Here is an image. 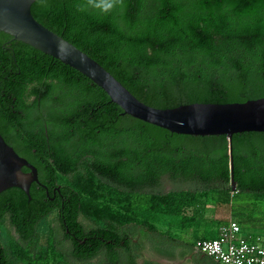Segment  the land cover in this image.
<instances>
[{"label":"trees","instance_id":"1","mask_svg":"<svg viewBox=\"0 0 264 264\" xmlns=\"http://www.w3.org/2000/svg\"><path fill=\"white\" fill-rule=\"evenodd\" d=\"M109 2L113 7L105 10ZM31 12L146 105L170 109L264 97V0H37ZM0 134L36 167L39 180L30 186V199L19 188L0 193V228L9 217L17 234L29 241L35 225L52 210L33 206L48 199L45 189L52 194L61 185L63 230L84 241H73L74 257L84 264L99 254L108 264H119L122 255L127 264H136L130 236L138 228L162 244L193 249L148 221L135 220L132 195L156 188L164 176L204 187L200 194H149L152 211L181 217L183 225L188 201L214 190L222 191L227 203L233 192L226 135L175 134L123 114L91 80L1 31ZM231 155L232 196L263 197L264 133L234 134ZM80 216L98 226H85ZM104 219L122 229L102 226ZM237 219L241 228L248 224L244 215ZM253 225L264 227V220ZM25 245L13 241L6 248L0 239V264H16L14 258L42 264L43 258ZM205 258L213 263V257Z\"/></svg>","mask_w":264,"mask_h":264},{"label":"water","instance_id":"2","mask_svg":"<svg viewBox=\"0 0 264 264\" xmlns=\"http://www.w3.org/2000/svg\"><path fill=\"white\" fill-rule=\"evenodd\" d=\"M37 0H0V31L51 56L76 70L99 86L119 106L123 114L171 133L190 136L226 135L229 142L230 181L233 180L231 140L243 132L264 133V97L243 103H193L175 108L159 109L144 104L133 96L98 62L41 25L32 15ZM23 167L29 169L24 172ZM39 183L35 166L19 156L0 134V193L19 188L30 199V186Z\"/></svg>","mask_w":264,"mask_h":264},{"label":"rangeland","instance_id":"3","mask_svg":"<svg viewBox=\"0 0 264 264\" xmlns=\"http://www.w3.org/2000/svg\"><path fill=\"white\" fill-rule=\"evenodd\" d=\"M81 169L83 173H87L86 164H83ZM62 182L68 181L67 179L63 178ZM202 190H204L202 184L183 180H173L168 176H164L159 186L156 188L147 189L144 192L145 194L142 195H132V205L134 208L135 220L148 221L155 226L159 233L165 234V236L169 237L170 239L183 241L185 243L187 241L190 243V231L188 230L190 227V217H192L194 220H208L213 225V227H217L218 225H224L230 216H232L235 221H238L236 217L244 215V217L248 219V224L242 226L244 229H249V227L253 226L254 221H258V219L260 221L264 220V196L257 197L247 192H238L233 197V191L229 194L227 203H224L226 196L222 191H205L206 196L199 197L196 201L191 203L188 201L186 204L183 214V217L187 219L186 225H182L181 217L166 215L160 210L152 211L150 209V193L167 194L170 192L172 193L179 191H198L200 194V192H204ZM80 220L87 227L98 226L96 222L85 216H81ZM5 221L6 219L0 228V238L4 247L8 248L10 243L15 241V234L13 229H10ZM49 222L50 219H47L38 227V239L31 240L25 245L28 252H36L35 257L43 258L42 264H51L54 259L57 258L61 260L62 258L59 255H54L53 252L47 251V248H51ZM102 226L107 228H115L118 230L122 229L120 225L108 219H104L102 221ZM244 229H242V232H244ZM148 234H142L139 233V230H136L130 236L134 242L132 245L131 254L136 264H192L190 260V252H184L182 249H177L172 259L162 256L160 251H166V249L155 246L150 241L153 239V237H155V235L151 233ZM199 238L200 237H197V239L195 238L193 240L192 244L194 246L198 241L202 240ZM126 257V255H122L119 264H127ZM13 262H16V264H23L22 262H17L15 258ZM34 263L36 264L35 261L33 264ZM65 263L78 264L74 263L68 256L65 260ZM87 264H108V261L105 255L100 254Z\"/></svg>","mask_w":264,"mask_h":264},{"label":"built area","instance_id":"4","mask_svg":"<svg viewBox=\"0 0 264 264\" xmlns=\"http://www.w3.org/2000/svg\"><path fill=\"white\" fill-rule=\"evenodd\" d=\"M194 247L220 264H264V238L244 235L233 218L219 227L216 238L202 239Z\"/></svg>","mask_w":264,"mask_h":264},{"label":"flooded vegetation","instance_id":"5","mask_svg":"<svg viewBox=\"0 0 264 264\" xmlns=\"http://www.w3.org/2000/svg\"><path fill=\"white\" fill-rule=\"evenodd\" d=\"M45 193H46V196L48 197V199H45V200L40 201V202H36L35 205L33 206L32 210L43 209V208L45 209V208H50V207L52 208V210L48 213V215H46L42 220H40L37 223V225H35V230L33 232L34 234L32 235V237L29 241L24 242L22 237L19 234H17L16 230L12 227V225L10 223L9 217H5V219H6L5 223H7V226L10 229H13L14 234H15V241L17 243H19L20 245H24V244L29 243L31 240L38 239V232H37L38 227L43 222H45V220L50 219V222H49L50 223V232H49L50 233V244L53 247V250L51 247V248H47V251L53 252L54 255H59L62 257L61 260L57 259V258L54 259V261L51 264H66L65 260L67 259V256L69 258H71V260L74 263H78V264L83 263L81 260L75 258L74 254H73V248H74V244H75L74 242H78V241L80 242L79 238H77L76 235H74L73 233H70L68 231H66V233H65V231L63 230V224H65L66 220H65L64 215L62 214L61 210L58 208V205H59V203H61V205H62L61 207H62V209H64V201L62 200L59 202L57 200L59 195L61 194V185L57 186L56 190L52 191V194H50L51 192L49 190H46V189H45ZM80 217H79V220H80ZM138 230H139V233L147 234V232L141 228H138ZM153 239H152L153 241L152 240H150V241L155 246H157L158 248L166 249V251L172 252L173 254H175V251H177V249H182L183 251L187 250L186 248L176 247L175 244H168V243L162 244V243H160V240L156 236L153 237ZM80 243H84V241H81Z\"/></svg>","mask_w":264,"mask_h":264},{"label":"crops","instance_id":"6","mask_svg":"<svg viewBox=\"0 0 264 264\" xmlns=\"http://www.w3.org/2000/svg\"><path fill=\"white\" fill-rule=\"evenodd\" d=\"M230 218H233V217L230 216L229 219ZM236 218H238V217H236ZM190 219H191V217H190ZM227 221H226V223H227ZM186 223H185V225H186ZM219 227H220V225H218L217 227H213V225L208 220H204V219H202V220H190V227L188 228V230L190 231V244L193 246L192 247L193 249L190 250V260H191L192 264H209L208 262H210V261L207 262L205 260L206 255L199 253L195 249V247L192 243H193V240L195 238L197 239V237H200L199 239L216 238L218 236ZM242 229H244V228L242 227ZM243 234L244 235L250 234V235L260 236V237L264 238V227L261 225H253V226L249 227V229H244ZM206 236H209V237H206ZM186 243H189V242L187 241ZM211 262H213L212 264H220L216 259L212 260Z\"/></svg>","mask_w":264,"mask_h":264},{"label":"clouds","instance_id":"7","mask_svg":"<svg viewBox=\"0 0 264 264\" xmlns=\"http://www.w3.org/2000/svg\"><path fill=\"white\" fill-rule=\"evenodd\" d=\"M90 3H91V0H90ZM93 6L98 7L99 5H93ZM111 7H113V3H112V2H109V3L105 6V10L110 9Z\"/></svg>","mask_w":264,"mask_h":264}]
</instances>
